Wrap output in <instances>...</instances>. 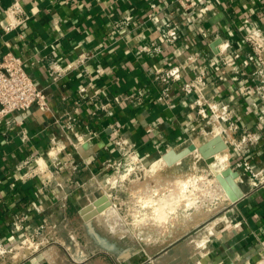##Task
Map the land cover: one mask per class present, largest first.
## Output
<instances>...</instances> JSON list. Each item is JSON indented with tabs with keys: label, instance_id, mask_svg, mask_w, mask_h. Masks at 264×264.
<instances>
[{
	"label": "crops",
	"instance_id": "obj_1",
	"mask_svg": "<svg viewBox=\"0 0 264 264\" xmlns=\"http://www.w3.org/2000/svg\"><path fill=\"white\" fill-rule=\"evenodd\" d=\"M19 1L30 18L7 32L6 10L15 0H0V53L11 50L24 59L35 83L44 89L47 106L0 116V241L8 246L17 240L12 224L22 216L29 233L43 223L49 242L28 251L26 258L4 264H108L103 256L82 260L95 250L80 244L82 226L87 223L80 209L97 197V179L116 168L110 163L127 159L114 142L117 137L135 143L143 162L190 144L189 131L197 124V110L192 107L197 95L186 94L181 85L194 77L193 66L209 71L212 82L206 95L230 103L240 125L236 139L244 131L261 135L241 150L231 146L230 161L247 160L253 171L264 169V108L256 93H246L258 82L251 59L255 52L246 36L252 26L264 31V0H196L199 6L191 10L174 0H163L155 8L150 6L152 0ZM204 5L209 10L203 13L199 8ZM168 19L178 22L180 37L172 43L160 39L161 51L143 50L151 42L149 33ZM216 40L220 42L213 47ZM227 42L228 52L241 55L226 69L223 48ZM83 52L93 56L77 65ZM52 60L67 71L56 81L48 72ZM172 66H180L183 75L171 84L167 102L158 98L164 87L155 71ZM84 85L86 91L81 90ZM131 93L142 95V102L120 97ZM108 102L113 105L105 110ZM86 132L87 139L81 140ZM53 145L59 171L46 160L44 171L20 178L17 165L29 157L47 158L55 150ZM34 165L31 162L23 171L31 172ZM240 184L245 188L243 197L228 202L227 209L235 223L216 234L201 264H254L260 258L264 183L251 187L246 178ZM71 208L76 209L78 225L70 217ZM66 235L70 240L64 242L65 248L60 241ZM74 250L82 258L77 259Z\"/></svg>",
	"mask_w": 264,
	"mask_h": 264
},
{
	"label": "rangeland",
	"instance_id": "obj_2",
	"mask_svg": "<svg viewBox=\"0 0 264 264\" xmlns=\"http://www.w3.org/2000/svg\"><path fill=\"white\" fill-rule=\"evenodd\" d=\"M262 58H264V51H262ZM182 148H184L183 145L177 149ZM218 154L224 155L223 152ZM152 162H144L141 165L127 158L119 169H111L97 179V182H100L94 194L97 197L90 198L82 208L94 204L99 196L106 194L107 198L101 200V204L104 206L109 203L106 207L110 206V212L113 215L116 212V217L110 213V215L107 214L109 218L103 210L92 221L83 224L84 231L79 237L80 244L95 250L90 256L85 255L82 258L83 261L86 259V261H91L103 256L108 264L114 262L117 264H154L153 259L166 256L165 264H201L203 253L211 249L216 234L227 231L235 223L227 212L230 202L219 203L221 199L212 196L207 191L200 194L198 202L201 204L203 200L204 203L201 206L195 203L186 204L188 190H190V184L187 181H197L202 176L213 177L211 164H207L200 153L188 155L172 166H162L158 175L148 169ZM115 174L119 175L115 184L106 181L108 177ZM170 177L179 182L185 179L184 183L188 184L177 182L175 189V186L166 183ZM158 180L163 183L162 187L159 186ZM203 183L206 185L205 182ZM183 190L185 194H188L185 195L186 198L183 197L185 200L182 198L179 203L172 204V201H169L170 205H162L160 199L164 196L179 195ZM89 195L87 194L86 198ZM211 196L213 199H210ZM74 213L76 209L71 208L72 216L70 217L74 225H78L80 221ZM112 226L117 227L118 230L116 232L110 230ZM65 228L68 231L70 226ZM69 240L70 237L66 235L62 239L63 242H60L66 248L67 245L64 242H69ZM71 251L70 249L68 252Z\"/></svg>",
	"mask_w": 264,
	"mask_h": 264
},
{
	"label": "built area",
	"instance_id": "obj_3",
	"mask_svg": "<svg viewBox=\"0 0 264 264\" xmlns=\"http://www.w3.org/2000/svg\"><path fill=\"white\" fill-rule=\"evenodd\" d=\"M174 1L179 3L184 10H191L199 6L196 0ZM161 2H163V0H152L150 6L155 8ZM199 10L203 13L207 12L209 6H201ZM6 14L10 18L9 23L4 26V30L7 32L22 26V24L30 18L29 13L19 0H15L13 5L7 8ZM150 16L152 17L153 15L150 14ZM127 22L128 20L126 23ZM120 23L123 24V22ZM122 24L120 26H122ZM21 36L23 35L21 34ZM149 37L151 42L150 44L143 46V50L152 52L161 51L163 49V45L160 43L161 40L172 43L180 37L179 24L173 19H168L163 24L156 27L155 30L150 32ZM246 39L255 52V57H252L251 59L256 66L253 74L258 79V82H256L253 87L247 88L246 93H256L264 108V58H262V51H264V31L257 26H252L247 33ZM229 46L230 44L227 42L223 48V54L225 56L223 63L226 69L232 67L235 60L241 55L239 51L228 52ZM92 56L93 54L91 52H83L76 62L77 65L85 63L87 60L91 59ZM190 60L191 62H194L195 58H190ZM72 66L76 67L75 64ZM192 69L195 72L194 77L181 85L182 91L186 94L195 92L197 95V98L192 104V107L197 110V124L189 131L191 136L190 143L195 141L204 142L208 140V138L214 136L217 129L227 142L229 149L231 146L236 145L237 148L241 150L243 149L244 144L247 146V144L258 141L261 135L251 131H244L241 139H236L235 134L239 132L240 125L238 121L234 119L230 103L223 100H216L213 96H207V86L212 82L209 76V71L199 68L198 66H193ZM48 72L52 79L56 81L67 71L64 68H61L56 60H52L49 62ZM86 72L88 73V71ZM182 75L183 69L180 66L159 68L155 71V78L163 83L164 87L161 95L158 97L160 100L163 99L167 102L170 101L169 91L171 84L175 81H180ZM81 90L86 91L87 86L84 85ZM96 97L97 96H94L92 99L96 100ZM120 97L127 102H142L143 99V96L137 93L121 94ZM34 105L43 108L47 106L44 89L35 83L21 56L16 55L11 50L0 53V116H6L14 112H24ZM112 105L113 102H108L103 107L107 110V108L112 107ZM209 125H211V127H209ZM66 126L67 128H70L72 125L70 122H67ZM216 126H219L220 128H216ZM89 134L91 135V132H89ZM87 135L88 133L86 132L81 134L79 138L82 140L85 136L87 137ZM86 139L87 138H85V140ZM55 141L56 140L53 139V142ZM114 142L125 157L133 162L135 161L137 164L143 165L144 162L139 158L135 151V143L123 139L122 137H117ZM54 148L55 146L53 145L51 149L53 150ZM57 156L58 152L55 148L53 153L47 156V158H27L17 165L20 178L33 177L40 173V171H44L42 167L48 166L47 161L56 167V171L58 172L60 160H58L59 158ZM31 162L35 163L31 172L23 171V169L31 164ZM110 164H114L112 166L119 169L122 161ZM229 166L238 171L240 168H244L243 173L239 172L240 175L238 180L240 183H244L246 178L251 187H257L264 183V169L257 172L253 171L250 162L247 160H239L235 164L230 161ZM44 229L45 225L42 223L33 230V232L29 233L25 229L24 218H22V216L18 217L12 224L13 232L18 234L17 240L8 246L0 241V264H4V262L9 259L15 260L18 258H26L28 251L33 252L40 246L49 242L48 238H45L43 235ZM254 264H264V247L260 251V258Z\"/></svg>",
	"mask_w": 264,
	"mask_h": 264
},
{
	"label": "bare ground",
	"instance_id": "obj_4",
	"mask_svg": "<svg viewBox=\"0 0 264 264\" xmlns=\"http://www.w3.org/2000/svg\"><path fill=\"white\" fill-rule=\"evenodd\" d=\"M217 132V131H216ZM220 134V133H219ZM214 135H217L216 133H214ZM221 135V134H220ZM203 144V142H200V141H195V150H193L189 155H191V154H193V153H200L199 151H198V147L199 146H201ZM220 152H223L224 153V157L222 156V155H219L218 153H220ZM220 152H218V153H216L215 155H214V160L211 162V163H209V164H211V166H212V168H213V172L214 173H212L213 174V177H206V176H202V177H200V179H198L197 181H187L190 185H189V189L190 190H188L189 191V195L188 194H185L184 192H185V190H183L179 195H175V196H172V197H167V195L166 196H164V198L163 199H160L159 197V199H160V201H161V203H162V205L163 204H166V205H170V203H168L169 201H172V204H175V203H179V201L181 202V199L183 198V197H185V195H188L187 196V198H186V204L187 205H192V204H196L197 206H201L202 204H204L203 203V200H202V203L201 204H199L200 202H198L199 200V197H200V194H202L204 191H207V193H211L212 194V196H216L217 198H220L221 199V202H219V203H226V202H229L230 201V198L228 197V194L226 193V188H225V186L222 184V182L217 178V174H221L226 168H228L229 167V157H230V151H229V148L228 149H225V150H223V151H220ZM198 155V154H197ZM225 160H226V162H225ZM180 162V161H179ZM226 163V165H225V163ZM166 165H168L167 164V162L165 161V159L161 156L160 158H157V159H154L153 160V162L151 163V165L149 166V171H151L153 174L155 173V174H157L158 175V171H159V169L163 166V167H165ZM160 174V173H159ZM152 175V174H151ZM152 176H154V175H152ZM119 177V175H117V174H115V175H111L110 177H108L107 178V182H109L110 184H115L116 183V181H117V178ZM124 177V176H123ZM159 177V176H158ZM169 177V176H168ZM167 177V178H168ZM164 179H165V177H164ZM187 179V178H186ZM177 182H179L178 180H174V179H172V177H170V179H167L166 180V183H167V185H171V186H175V184L177 185ZM185 182V179H184V181L182 180L181 182H179V183H182V184H188L187 182L186 183H184ZM203 182H205V184L208 186V190H206V188H207V186L206 185H204V183ZM237 182H238V180H237ZM239 183V182H238ZM158 184H159V186L160 187H162L163 186V183L162 182H159V180H158ZM240 184V183H239ZM97 185H100V182H97ZM105 185V184H104ZM113 186V185H112ZM186 186H188V185H186ZM185 186V187H186ZM206 187V188H205ZM240 187H241V189H242V185L240 184ZM182 188H183V186L181 187V190H182ZM156 189V188H155ZM175 189H176V186H175ZM245 189V188H244ZM244 189H242L243 191H244ZM148 191V190H147ZM187 191V192H188ZM107 193V192H106ZM175 194H176V192H175ZM178 194V193H177ZM199 195V196H198ZM211 196V198L210 199H213V197ZM183 200H185L184 198H183ZM222 200L224 201V202H222ZM160 201H159V203H160ZM184 202V201H183ZM159 203H158V206H159ZM161 203H160V205H161ZM104 204V203H103ZM185 204V205H186ZM195 205V206H196ZM165 206V205H164ZM172 206V205H171ZM220 206V205H219ZM110 207V206H109ZM108 206L104 209V214L106 213V215L107 214H109L110 215V208H109ZM162 208V207H161ZM113 209V208H112ZM112 209H111V211H112ZM115 209V208H114ZM164 209V208H163ZM162 209V210H163ZM173 210V209H172ZM112 212H115V210H113ZM160 213V212H159ZM158 213V214H159ZM164 213H165V211H164ZM112 215H113V213H111ZM115 214H116V212H115ZM113 215V216H115L116 217V215ZM160 214H162V212L160 213ZM99 215V214H98ZM109 215H107L109 218H110V216ZM111 215V216H112ZM168 215V214H167ZM187 215V214H186ZM107 217V218H108ZM159 217V216H158ZM106 218V217H105ZM108 218V219H109ZM112 218V217H111ZM118 218V217H117ZM113 219H114V217H113ZM199 219V218H198ZM118 220V219H117ZM145 220V219H144ZM143 220V221H144ZM111 221V220H110ZM87 222H89V221H87ZM145 222V221H144ZM146 223V222H145ZM90 224V223H89ZM109 224H111V223H109ZM113 224V223H112ZM141 224V223H140ZM111 226V225H110ZM88 227V226H87ZM110 230H112V231H114V232H116L118 229H117V227H114V226H112L111 228H109ZM187 229V228H186ZM90 231H92V230H90ZM93 232V231H92ZM119 232V231H118ZM98 236V235H97ZM110 243V242H109ZM77 251L78 250H74L73 251V254H74V256H76L77 257V259H79V258H82L81 256H79V255H77ZM117 252V251H116ZM117 254H119V253H117ZM166 256H160V257H158V258H156V259H153V263L154 264H165V262H166ZM101 261V260H100ZM82 262V261H81ZM100 263V262H99Z\"/></svg>",
	"mask_w": 264,
	"mask_h": 264
},
{
	"label": "water",
	"instance_id": "obj_5",
	"mask_svg": "<svg viewBox=\"0 0 264 264\" xmlns=\"http://www.w3.org/2000/svg\"><path fill=\"white\" fill-rule=\"evenodd\" d=\"M219 42L220 40H216L213 44V47L218 45ZM228 148L229 146L224 140L223 136L217 134L204 141L203 144L198 147V151L202 155V158L205 160V162L209 164L214 160V155L216 153ZM193 150H195V142L188 144L182 149L171 148L163 153L162 157L165 159L169 166H172L179 161L181 162ZM239 175V171L234 170L230 166L226 168L221 174H217V178L226 188V193L230 198V203L237 202L244 195V191L242 190L243 188L241 189L240 184L237 182ZM106 198V194H102L94 204H90L80 209V213L82 214L85 221H90L106 208V205H108L109 203H106L104 206L101 204V200H105Z\"/></svg>",
	"mask_w": 264,
	"mask_h": 264
}]
</instances>
